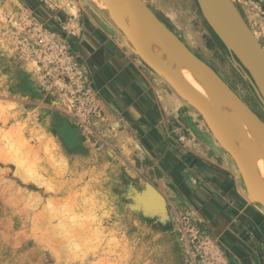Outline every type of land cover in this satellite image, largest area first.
Here are the masks:
<instances>
[{
	"label": "rangeland",
	"instance_id": "rangeland-1",
	"mask_svg": "<svg viewBox=\"0 0 264 264\" xmlns=\"http://www.w3.org/2000/svg\"><path fill=\"white\" fill-rule=\"evenodd\" d=\"M232 1L264 50V0ZM145 2L264 119L195 0ZM44 3L0 0V264H229L202 219L157 188L155 165L108 117Z\"/></svg>",
	"mask_w": 264,
	"mask_h": 264
},
{
	"label": "crops",
	"instance_id": "crops-1",
	"mask_svg": "<svg viewBox=\"0 0 264 264\" xmlns=\"http://www.w3.org/2000/svg\"><path fill=\"white\" fill-rule=\"evenodd\" d=\"M44 2L43 9L60 10L58 17L47 10L46 14L65 32L108 117L116 121L119 132L136 139L157 167L161 182L157 188L170 190L202 219L229 264H264V210L245 196L226 153L198 112L113 34L93 0ZM73 2L86 13L82 22L75 15L67 17L73 14Z\"/></svg>",
	"mask_w": 264,
	"mask_h": 264
},
{
	"label": "water",
	"instance_id": "water-1",
	"mask_svg": "<svg viewBox=\"0 0 264 264\" xmlns=\"http://www.w3.org/2000/svg\"><path fill=\"white\" fill-rule=\"evenodd\" d=\"M121 1L127 8V13L134 29L139 27L143 32L149 30L156 33L163 40L178 46L187 60H183L179 52H174L175 56L186 64L188 63L195 70L198 79L202 83L225 100L234 103L242 114L253 122L260 133L264 135V121L261 117L222 79L218 72L189 47L176 29L169 25L167 21L161 19L145 0ZM195 1L207 26L227 51L233 67L250 84L264 110V50L261 44L232 0ZM104 2L107 5V9L100 8L96 4L112 26L113 34L122 41L144 66L158 76L161 82L169 86L182 100L199 113L212 138L226 153L229 167L237 173L238 178L241 180L245 196L264 210V200L257 196L256 191L251 193L248 188L246 178L247 176L251 177L252 172L244 164L245 159L249 158L256 148H261L264 151L263 140L242 141L241 146L244 154H239L230 144V142L234 144L236 140L225 131V124L220 121V118H217L216 122L212 113L191 90H188L182 82L166 67L158 63L156 59H152L144 53L140 40H137L138 43L133 41L132 34H130L126 23L123 19H118L114 15L116 0H104ZM125 35L133 42L136 52L127 42ZM160 60L162 63H168L165 58ZM235 138L241 142L238 134H236ZM153 167L156 171L158 170L156 166Z\"/></svg>",
	"mask_w": 264,
	"mask_h": 264
},
{
	"label": "bare ground",
	"instance_id": "bare-ground-1",
	"mask_svg": "<svg viewBox=\"0 0 264 264\" xmlns=\"http://www.w3.org/2000/svg\"><path fill=\"white\" fill-rule=\"evenodd\" d=\"M100 4L107 9L104 0H100ZM114 15L118 19H123L126 23L134 42L138 43L137 40L141 41L142 49L147 56L156 59L158 63L166 67L180 82H182L188 90H191L212 113L215 121L217 118H220V121L225 124V131L236 140L234 144L231 142L230 144L239 154H244L241 146L244 140L248 142L263 140L264 142V135L260 133L253 122L242 114L234 103L225 100L202 83L198 79L195 70L188 63L186 64L175 56L174 52H179L182 55V59L187 60L178 46L172 42L163 40L156 33L149 30L143 32L139 27L134 29L128 16L127 8L121 0H116L115 2ZM125 38L136 52V48L130 38L126 35ZM162 58L167 59L168 63H162L160 60ZM262 120L264 121V119ZM216 124L218 125V123ZM236 134L240 136L241 142L235 138ZM244 164L245 167L252 172V178L250 176L246 178L250 192L256 191L257 196L264 200V151L261 148H256L253 154L245 159Z\"/></svg>",
	"mask_w": 264,
	"mask_h": 264
},
{
	"label": "built area",
	"instance_id": "built-area-1",
	"mask_svg": "<svg viewBox=\"0 0 264 264\" xmlns=\"http://www.w3.org/2000/svg\"><path fill=\"white\" fill-rule=\"evenodd\" d=\"M37 42L40 46L43 47V49L47 48V46H48V49H52L56 52L58 51L57 54L60 55V59H62V57L68 53L69 47L66 46L62 42H55L54 41V42L49 43V41L43 36H39L37 38ZM70 66L77 67V63H75L74 61H72V62L70 61ZM182 220H184L185 224H189L190 223V215L189 214L183 215Z\"/></svg>",
	"mask_w": 264,
	"mask_h": 264
},
{
	"label": "flooded vegetation",
	"instance_id": "flooded-vegetation-1",
	"mask_svg": "<svg viewBox=\"0 0 264 264\" xmlns=\"http://www.w3.org/2000/svg\"><path fill=\"white\" fill-rule=\"evenodd\" d=\"M239 12H240V14L242 15V17H243V14H242V12L239 10ZM245 20V19H244Z\"/></svg>",
	"mask_w": 264,
	"mask_h": 264
}]
</instances>
